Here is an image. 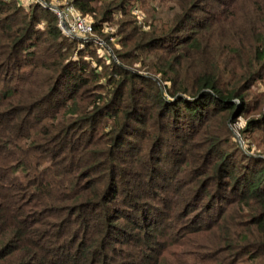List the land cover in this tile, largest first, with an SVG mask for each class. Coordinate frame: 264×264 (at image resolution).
Segmentation results:
<instances>
[{"label": "trees", "instance_id": "1", "mask_svg": "<svg viewBox=\"0 0 264 264\" xmlns=\"http://www.w3.org/2000/svg\"><path fill=\"white\" fill-rule=\"evenodd\" d=\"M142 1L168 7L120 22L105 64L47 0H0V264H264V111L244 149L229 128L264 75V0L244 22L215 17L239 0ZM131 2L69 3L100 32Z\"/></svg>", "mask_w": 264, "mask_h": 264}, {"label": "rangeland", "instance_id": "2", "mask_svg": "<svg viewBox=\"0 0 264 264\" xmlns=\"http://www.w3.org/2000/svg\"><path fill=\"white\" fill-rule=\"evenodd\" d=\"M35 1L40 2V0H16L17 4L24 8H27L30 3L32 2L34 3ZM47 1L49 3L50 9L52 8V6H58L68 1L70 2V0H47ZM253 1L254 0H239V2L236 3L234 8L220 7V12L217 14V16L215 15L217 22L222 20L223 16L229 12H233L234 15L241 16L244 22L245 20H247L252 16ZM149 7H154L158 10H166L168 4L167 1H150L148 3H145L142 0H132V2L129 4V6H127L126 9V11L129 12L128 17L125 18L124 16H118L115 13L112 19L103 23L100 32L92 31L90 35L86 36L93 38L95 40V43L98 44L100 48L98 49L97 54H99V56L106 57V59H103L105 61L104 62L105 64H108L111 58L116 62L118 61L117 60L118 58L115 55L116 54L115 50L121 49V47L117 43V39H119V36L116 35V28L119 25V23L128 19H133L137 25H140L142 28H147L146 24L147 22H149L150 19L148 13ZM52 11L55 14L54 10ZM87 18L90 21L94 20L91 17H87ZM47 45H48V38L46 39L45 43L41 45V47L44 49ZM100 67H102V64H100ZM126 69L139 74L148 75L147 73H143L139 71L137 63H133L130 66H126ZM99 71L101 72V68L99 69ZM246 100L248 101L247 113L243 116L238 117L233 124H229L230 132L233 137V140H236L237 144L242 149L246 148L245 144L243 143L245 139L243 138L244 134L242 131L245 128L247 119L258 116L259 115L258 112L260 110L264 111V75L260 81H257L255 83L251 91L248 93ZM252 142L253 144L250 153L264 155V150L263 148H261L263 146L262 141L259 142V139L258 140L252 139ZM170 144H173V141H170ZM179 250L181 249L178 248L175 250V252ZM187 250L191 252H200V250L191 247L187 248Z\"/></svg>", "mask_w": 264, "mask_h": 264}, {"label": "built area", "instance_id": "3", "mask_svg": "<svg viewBox=\"0 0 264 264\" xmlns=\"http://www.w3.org/2000/svg\"><path fill=\"white\" fill-rule=\"evenodd\" d=\"M52 8L57 16V24L64 34L86 37L92 33V21L78 12L69 1Z\"/></svg>", "mask_w": 264, "mask_h": 264}, {"label": "water", "instance_id": "4", "mask_svg": "<svg viewBox=\"0 0 264 264\" xmlns=\"http://www.w3.org/2000/svg\"><path fill=\"white\" fill-rule=\"evenodd\" d=\"M234 115V114H233Z\"/></svg>", "mask_w": 264, "mask_h": 264}]
</instances>
